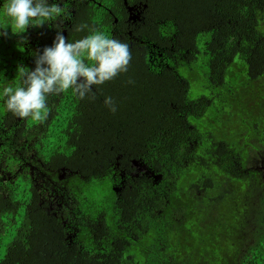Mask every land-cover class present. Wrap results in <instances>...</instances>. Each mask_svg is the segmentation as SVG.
<instances>
[{
  "label": "trees",
  "instance_id": "obj_1",
  "mask_svg": "<svg viewBox=\"0 0 264 264\" xmlns=\"http://www.w3.org/2000/svg\"><path fill=\"white\" fill-rule=\"evenodd\" d=\"M125 1L65 0L66 42L86 35L74 30L86 23L129 46L127 72L92 86L94 98L51 95L39 122L14 117L0 98V264H211L197 233L214 244L224 223L214 210L231 195L229 182L245 176L243 167L264 173V123L245 115L240 98L264 103V30L257 29L264 0ZM127 5L139 6V21L127 20ZM0 26H8L0 29L2 89L34 68L57 26L50 20L19 32L2 15ZM34 33L39 46L22 48ZM103 179L111 193L88 199ZM250 186L257 226L236 238L242 242L227 264H264V188ZM190 195L194 213L185 209ZM190 219L203 226L192 237L195 251L173 262L163 242L178 237L175 225L193 227ZM217 246L211 251H229Z\"/></svg>",
  "mask_w": 264,
  "mask_h": 264
},
{
  "label": "clouds",
  "instance_id": "obj_2",
  "mask_svg": "<svg viewBox=\"0 0 264 264\" xmlns=\"http://www.w3.org/2000/svg\"><path fill=\"white\" fill-rule=\"evenodd\" d=\"M62 13L67 14L59 3H50L49 0H0V15L7 18L11 28L19 32L29 25L39 26ZM5 27L8 26H0V29ZM257 29L264 30V20L258 22ZM74 30L86 31L87 34L66 42L65 37L57 31L52 44L45 46L35 56L34 68L22 70L16 86L0 89L5 111L14 117L39 122L49 111V96L70 90L78 99L82 100L86 95L94 98L92 86L102 85L127 72L131 59L127 43L109 37L86 23L76 25ZM4 34L0 31V35ZM103 103L110 112L116 111L112 97L105 96ZM185 255L173 262L181 261Z\"/></svg>",
  "mask_w": 264,
  "mask_h": 264
},
{
  "label": "rangeland",
  "instance_id": "obj_3",
  "mask_svg": "<svg viewBox=\"0 0 264 264\" xmlns=\"http://www.w3.org/2000/svg\"><path fill=\"white\" fill-rule=\"evenodd\" d=\"M243 96H246L242 100V106L244 107L245 115L249 114L252 117H258V116L263 117L264 103L261 105L252 95L250 96L241 95L240 98ZM231 103L233 109L235 107L233 103V99H231ZM220 119L223 120L224 117ZM210 120L212 121L211 124L215 123V120L214 121L213 119ZM222 127L224 128V131L225 130L230 131V129H234L233 124H229L225 126V123H221L220 128ZM241 129L242 127L240 126V130ZM218 178L221 181L223 179L222 176H218ZM38 180L40 179L38 178ZM251 183L259 184V186L264 188V174H261L259 171H256L254 173H249V171L247 170L243 178L237 179L233 182H229L233 190L231 195L223 205L217 207V211L216 209L214 210L215 212H218V214H216V217L219 220L224 219L223 226L217 228L218 231H216V234L220 236L214 238L213 241L214 244L209 243L208 233L201 235L197 233V238L202 239V242L205 246L203 248L207 250L205 251L206 255L209 258H211V264H227V260L231 259L228 255L230 251H233L234 246L240 245V243L243 240H245V238H248V233H252L257 226V223H255L254 220L250 217L255 210V206L251 205L248 207L246 201L247 192L251 187L250 186ZM89 191L90 194L88 195V199L97 200L103 197L104 195L111 193L112 187L108 186L107 179H103L101 182H98V185L95 186L94 190L90 189ZM184 196L185 194H181L177 196V198H179L178 199L179 203L184 199ZM188 197L189 198L185 199L188 201L186 203L185 209H187L189 213H194L196 211L194 208L196 202L192 200L195 198L191 195ZM202 203L207 205L209 202L205 203L203 200ZM200 206L204 207V205L202 204ZM244 215L247 221L246 219H244ZM196 219L201 220V217ZM188 222L193 223L194 226L187 228V226L175 225L178 231V237L177 235H175L170 242L168 241L163 242L162 245L163 252L165 256L172 261H175V259L180 257L182 254H185L189 251H195L191 245L192 237L194 235V231L202 232L201 229H203V226H196L194 219H190L189 221H187V223ZM203 224L210 225L212 224V222H208V219L206 218L205 223L203 222ZM221 228L222 230H220ZM236 238H240L242 241H238ZM158 240L160 241V239ZM221 242H223L225 245L224 249L229 251H211V250H219L218 247L221 246H217V245ZM154 247L157 248L156 240H154ZM154 247H153V243L149 241L150 254L154 251L155 249ZM132 248L137 249L134 247ZM239 249L240 248L236 249L235 251H240ZM201 252L205 253L204 251ZM233 260L236 259H232L229 264H231Z\"/></svg>",
  "mask_w": 264,
  "mask_h": 264
},
{
  "label": "flooded vegetation",
  "instance_id": "obj_4",
  "mask_svg": "<svg viewBox=\"0 0 264 264\" xmlns=\"http://www.w3.org/2000/svg\"><path fill=\"white\" fill-rule=\"evenodd\" d=\"M50 3L52 2H57L60 4V6L66 10V13L67 14H64L62 13L59 17H56L54 19H52L56 26H57V29H55L56 31H59L62 35L65 34V31L62 29V27L66 24H69L70 23V16L68 15V13H70V8L67 7L68 6V3L65 2V0H49ZM139 6L137 5V7H133V5H128L126 6V9L125 11L127 12V20L130 21V22H137L141 19V13L139 12ZM5 18V17H4ZM51 26H52V22H51ZM53 27V26H52ZM61 30V31H60ZM17 34V33H16ZM34 36V42L31 41L30 39L27 40L26 42L23 43V41H21V47L23 48V46L25 45H28V44H33V45H37L39 46L40 42H41V39H42V36L38 35L37 33H34L33 34ZM32 37V36H31ZM30 37V38H31ZM28 39V38H27ZM38 48V47H37ZM21 54L22 52L20 53L19 55V58L21 57ZM27 58H29L27 55H26ZM263 103H261L262 105ZM261 121V123L263 124L264 123V116L259 120ZM264 125V124H263ZM247 168H244L243 167V171H241L242 173H245L247 170ZM261 174H264L263 172H260ZM114 188V187H113ZM115 189V188H114Z\"/></svg>",
  "mask_w": 264,
  "mask_h": 264
}]
</instances>
